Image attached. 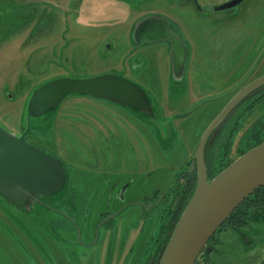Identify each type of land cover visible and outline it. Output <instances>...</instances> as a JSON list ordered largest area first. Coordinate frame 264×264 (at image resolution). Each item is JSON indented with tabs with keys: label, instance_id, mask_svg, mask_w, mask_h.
<instances>
[{
	"label": "rangeland",
	"instance_id": "rangeland-1",
	"mask_svg": "<svg viewBox=\"0 0 264 264\" xmlns=\"http://www.w3.org/2000/svg\"><path fill=\"white\" fill-rule=\"evenodd\" d=\"M200 1L204 11L190 0H0V125L63 157L65 161L57 158L64 161L66 173L61 189L35 194L24 209L0 193V264L144 263L166 213L154 207L145 214L141 203L153 197L155 186L164 187L171 179L169 171L165 179L167 164L179 165L193 153L195 157L206 126L198 120L222 103L211 100L189 117L175 115L195 104L198 96L228 85L240 64L250 65L264 45V0L245 2L239 14L237 9H206L225 0ZM151 14L184 33L186 44L193 47V66L190 62L180 84L169 80L165 42L131 50L135 23ZM256 41L257 52L252 47ZM131 64L139 66L133 73ZM263 69L264 62L253 76ZM102 73L139 84L150 109L70 94L25 132V110L36 87L60 76ZM263 112L264 104L247 113L235 134L231 127L225 133L231 137L232 161L241 155L239 139ZM150 167L151 173L135 172ZM123 171H133V181L124 198L116 200V190L131 179ZM119 209L98 229L101 211ZM213 241L216 249L197 264H261L264 218L240 230L225 225Z\"/></svg>",
	"mask_w": 264,
	"mask_h": 264
},
{
	"label": "water",
	"instance_id": "water-1",
	"mask_svg": "<svg viewBox=\"0 0 264 264\" xmlns=\"http://www.w3.org/2000/svg\"><path fill=\"white\" fill-rule=\"evenodd\" d=\"M242 1L229 0L209 9H228ZM133 37L138 45L171 41L174 73L184 72L187 46L162 16L151 14L139 19L133 28ZM245 80L222 93L205 97L191 106L186 114L206 101L234 91ZM263 83L264 75L244 87L205 130L195 155L198 161L195 191L181 213L158 264H195L203 251L209 253L213 250L209 241L218 228L247 197L264 185V140L238 156L211 179L204 159L205 146L214 128L243 97ZM70 94L94 95L130 109H150V99L145 90L120 74L102 73L85 78L60 76L42 83L32 92L25 110V132L37 118L55 111L64 97ZM65 182V167L60 159L31 144L23 135L0 125V193L26 207L30 197L38 193L55 194Z\"/></svg>",
	"mask_w": 264,
	"mask_h": 264
},
{
	"label": "flooded vegetation",
	"instance_id": "flooded-vegetation-1",
	"mask_svg": "<svg viewBox=\"0 0 264 264\" xmlns=\"http://www.w3.org/2000/svg\"><path fill=\"white\" fill-rule=\"evenodd\" d=\"M190 1L197 7V9L199 11H204V6L201 4L200 0H190ZM227 1H229V0H225L222 3H225ZM247 1H249V0H243L242 2L237 4L236 6L228 8V9H223V10L237 9L238 11L237 10L236 11L239 14L244 9V8L241 9V6ZM250 1L248 3H250ZM216 5H218V4H216ZM248 5H250V4H248ZM211 6H214V5H210L206 9L209 11H219V10H210L209 7H211ZM246 6H245V9H246ZM220 11H222V10H220ZM155 15H157V14H155ZM173 29L177 32V34L180 36L182 41L186 44V42L184 40V33H179V31H177L175 28H173ZM132 35H133V33H132ZM133 40H134L135 46H133L132 47L133 49H131V50H136L139 47L146 45V44H149V43H156V42H161V43L165 42L166 43L167 53H168L167 55H168V59H170V61H169L170 62L169 80L170 81L173 80L174 85H176V83L180 84V82L186 78L185 75L187 74V70H188L190 62H192L190 64V67L193 66L194 61L193 60L191 61L192 55H193V53H192L193 47H191V45L188 46L186 44L187 49H188V54H187V60H186L184 72L174 73V67H173V61H172V55H171V46H172L171 41L159 40V41H155V42H144V43H140L138 45L137 43H139V42H136L134 37H133ZM258 43H259V41L258 42L256 41V44L252 45V47L256 49V52H257V49H259ZM136 44L138 46H136ZM247 60H248V57H246L245 61H247ZM257 61H258V64H257L256 68L253 71H251V69L253 68V66L255 65V63ZM263 62H264V45H263L261 51L258 52L255 59L253 60V62L250 65H246L244 68L245 62H243V64H240L241 69H239V70L237 69L235 71L236 73L232 75V77H231L232 81L228 85L224 84L225 86L218 92H215V93L210 92V94L207 93V95L203 94L201 96H198L197 102L201 101L205 97L222 93V92L234 87L235 85L239 84L241 81H243L246 78V80L243 82V84H241L240 87H238L237 89H235L232 92L225 94L222 97L216 98V99L220 100V102L222 104H220L219 107H217L216 105L214 106L216 111L214 109L215 112L213 114H212V112L211 113L207 112L206 114L204 113L202 117H200V120H198V122L201 123L200 126H202L203 124H205L206 126H205L203 132L201 133L200 139L197 143V147L200 143V140H201L205 130L208 128L210 123L220 114V112L227 105V103L230 100H232L234 98V96H236L244 87H246L247 85H250L251 83L256 81L258 78H260L261 76L264 75V69H263V70H261L260 73L253 76L257 71H259V68L263 64ZM130 66H131L130 69H131L132 73L139 67V66L133 65V64H131ZM124 71L126 73V66H125ZM191 86H193L192 83H191ZM191 91L193 92V94H195L193 87L191 88ZM216 99H212V100H216ZM209 101H211V100H209ZM206 102H208V101H206ZM204 104H202V105H204ZM263 104H264V83L257 86L252 91H250L245 97H243L240 100V102L218 123V125L211 132V134L208 138V141L206 143L205 150H204V159H205V162H206V165L208 168L209 179L213 178V176H211V174H212L211 166L215 163L216 160L220 159L221 163H223V164L227 163V162H229L228 164H230L232 162V157L229 154L230 146H231V137L230 136L225 137V133L229 131V127H231L233 130L232 134H235L236 130L240 127V125L243 124V122H245V119L247 118V113L254 111L255 108L260 107V105H263ZM193 105H191V106H193ZM201 106H199V107H201ZM261 107H263V106H261ZM189 108L190 107H187L182 113L175 115V117H180V118L185 117V116L189 117L192 112H194L196 109H198V108H196L192 112L186 114V112L189 110ZM211 114H212V116L210 117ZM133 115L135 116L134 113H133ZM263 116H264V112L261 116L254 119L252 124L254 122H256L257 120L261 119V117H263ZM188 117L185 121L188 120ZM207 120H208V122H207ZM178 124H181L182 129L184 130V127H185L184 123L180 122ZM227 127H228V129H227ZM33 144L35 146H37L38 148L50 153L54 157L62 158V160L65 161V159L63 157H61L60 155H58L57 153H55L53 151H50V149H47L43 145H40L37 143H33ZM227 145H229V146L226 147ZM197 147H196V150H197ZM242 147H243L242 138H240L239 142H238V148L241 150ZM213 152H214V154H213ZM186 153H187V149H186ZM64 161H63V163H64ZM197 163H198V161H197L196 157H194V153H193L191 158L188 159V156H187V158L182 163H180L179 165L175 166V165L167 164L166 169H167L168 175H167V177H165V179L168 178L169 172H172L173 174L171 176V179L168 178L169 181L167 184H165L164 187H161L160 185L155 186V189H154L155 191L153 192V197L150 198V200L147 199V201L146 200H144V202L142 201L143 204L141 203V205L143 207L145 214L150 213V211L154 207H159L160 211L166 213L164 215V218L166 217V219L161 226L162 228H161V231L159 232V237L155 241L154 249L147 254V258L143 264H158L160 257L162 255V252H163V250H164V248H165V246H166V244L170 238V235H171L176 223L179 220V217L181 216V213L183 212L185 206L188 204L190 198L192 197V195L195 191V188L197 185V180H198ZM216 163H217V161H216ZM193 165L195 166V168L193 167ZM143 167L144 166L141 164V168H143ZM152 170H154V168H151V167L146 168L143 171H140V168H136L135 172H137V173H146L147 172L146 174H148V173H151ZM132 173H133V171H128V172L123 171V175L131 177L132 180L131 179L126 180L121 185L120 189L118 191L116 190V194H115L116 200H119L120 197L122 199L124 198V194H125L126 189L130 186V184L133 181ZM114 181H115V184H112V193L114 191V189H113L114 185L119 184L120 178H118L117 181L116 180H114ZM110 192H111V190H110ZM110 199H111V196H110ZM110 199L108 201V205L110 204ZM138 200L139 199H135V200H133V202H136ZM9 202L13 203L17 207L21 206L18 203L14 202L10 199H9ZM23 207L24 206H21V208H23ZM119 211H121V210L119 209L118 211L110 212V213H108V211H104V212L101 211V213H103V215H102V217L98 223V229L101 227V225H103L104 223L109 221V219H110V221H112V218H114L119 213Z\"/></svg>",
	"mask_w": 264,
	"mask_h": 264
},
{
	"label": "trees",
	"instance_id": "trees-1",
	"mask_svg": "<svg viewBox=\"0 0 264 264\" xmlns=\"http://www.w3.org/2000/svg\"><path fill=\"white\" fill-rule=\"evenodd\" d=\"M262 140H264V116L247 128L246 132L242 137L243 147L242 150H240L239 154L246 152L253 146L260 143ZM228 146L229 145H227L226 147ZM216 161L211 166V170H212L211 176L216 175V173L220 172L229 163L227 162L223 164L221 163L220 159ZM216 167H219L218 171H216ZM215 171L216 173H214ZM261 218H264V185L257 188L249 197H247L226 219V221L221 225V227L218 228L217 232L225 225L228 226L230 225V229H234V230H240L241 228H247V227L249 228L250 223L252 221H256ZM216 233L211 237L209 241V244L213 247V251L216 249L215 247L222 242V240H220L218 242V245L217 243L216 244L214 243L213 238L216 235ZM209 254L210 252L207 253L203 251L199 255L195 264L198 263L201 257L209 256ZM261 264H264V258L262 259Z\"/></svg>",
	"mask_w": 264,
	"mask_h": 264
},
{
	"label": "crops",
	"instance_id": "crops-1",
	"mask_svg": "<svg viewBox=\"0 0 264 264\" xmlns=\"http://www.w3.org/2000/svg\"><path fill=\"white\" fill-rule=\"evenodd\" d=\"M28 21H29V20H27V22H28ZM30 21L33 22L32 20H30ZM31 22H30V23H31ZM30 31H31V32H29V33H33V29H31Z\"/></svg>",
	"mask_w": 264,
	"mask_h": 264
}]
</instances>
